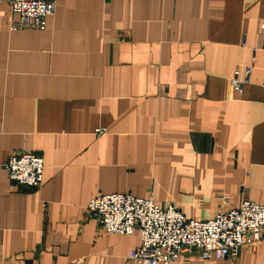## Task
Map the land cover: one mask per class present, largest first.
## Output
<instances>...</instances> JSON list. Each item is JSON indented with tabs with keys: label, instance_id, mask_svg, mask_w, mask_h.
Wrapping results in <instances>:
<instances>
[{
	"label": "crops",
	"instance_id": "1",
	"mask_svg": "<svg viewBox=\"0 0 264 264\" xmlns=\"http://www.w3.org/2000/svg\"><path fill=\"white\" fill-rule=\"evenodd\" d=\"M18 21L1 2L0 264H138L139 233L88 210L101 194L201 219L264 204V0H59L44 30ZM22 152L44 158L41 186L10 179ZM171 264H264V240Z\"/></svg>",
	"mask_w": 264,
	"mask_h": 264
},
{
	"label": "built area",
	"instance_id": "2",
	"mask_svg": "<svg viewBox=\"0 0 264 264\" xmlns=\"http://www.w3.org/2000/svg\"><path fill=\"white\" fill-rule=\"evenodd\" d=\"M59 0H0L19 15L13 28L44 30ZM256 52L264 48V22ZM255 60V56L253 57ZM253 64L237 69L231 78L234 91L242 93L250 82ZM264 86V82H263ZM104 129H98L102 132ZM10 179L23 187H39L44 180L45 161L33 152L12 155L6 163ZM228 204V197L222 196ZM88 210L107 233L138 232L141 245L129 253L138 264H171L184 253L199 251L206 260L236 257L242 246L255 250L264 240V204L244 198L238 208L223 209L211 219L188 218L172 203L162 207L152 196L109 193L94 197ZM78 261V264H81Z\"/></svg>",
	"mask_w": 264,
	"mask_h": 264
}]
</instances>
